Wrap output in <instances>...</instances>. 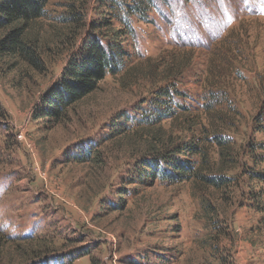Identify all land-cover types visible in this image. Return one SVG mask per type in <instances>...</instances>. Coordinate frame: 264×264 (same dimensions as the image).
I'll list each match as a JSON object with an SVG mask.
<instances>
[{
    "label": "rangeland",
    "instance_id": "rangeland-1",
    "mask_svg": "<svg viewBox=\"0 0 264 264\" xmlns=\"http://www.w3.org/2000/svg\"><path fill=\"white\" fill-rule=\"evenodd\" d=\"M115 1L50 0L29 31L45 67L0 58V264H264V210L248 193L261 185L244 167L247 149L264 156V0H159L131 29ZM89 33L132 63L55 121L35 117ZM171 83L177 115L116 135ZM193 141L210 155L181 154L197 161L190 179L129 180L146 154Z\"/></svg>",
    "mask_w": 264,
    "mask_h": 264
},
{
    "label": "trees",
    "instance_id": "trees-1",
    "mask_svg": "<svg viewBox=\"0 0 264 264\" xmlns=\"http://www.w3.org/2000/svg\"><path fill=\"white\" fill-rule=\"evenodd\" d=\"M49 2L50 0H0V58L14 59L10 69L17 68L21 64L38 71L45 67L39 40L31 37L29 31L36 21L45 17ZM158 2L159 0H125L118 3L115 1L116 4L120 3L121 11L128 16L122 20L128 29H131L128 21L130 16L138 15L142 19H148V12L158 9ZM123 29L118 30V33L125 31V28ZM132 60L133 55L124 48L121 41H112L108 36L102 40L96 34L89 33L78 52L70 57L59 80L44 95L42 103L35 108V117L46 119L51 117L50 120L55 121L70 105L95 91L98 83L108 73L113 75L121 73L128 64L132 63ZM181 96L185 95L174 83L157 89L154 100L148 104V109L154 112H146L141 116L132 115L129 117L131 123L122 120L113 127L114 132L119 135L130 129L132 125L154 126L162 121L163 116L169 118L177 115L178 110L185 107L184 104L175 102V99ZM260 125L259 131L264 132V122ZM261 149L264 147L261 146ZM86 153H89V149ZM182 153L188 157L197 156L205 163L209 161L210 152L200 141L175 144L164 151L146 154L139 163L133 164L128 168L129 180L135 183L141 179L142 182L147 183L157 179H174L177 182L190 179L195 174L197 161L183 159ZM245 153L252 161V164L244 163L246 172L249 173L251 181L261 185L258 191L250 188L248 193L250 198L258 200L257 206L263 211L264 170L257 169L263 164L264 156L257 154L254 149H247ZM200 177L209 185H220L229 180L213 175ZM51 258L53 256L47 255L44 260L50 261ZM40 261L41 258H38L36 262ZM61 264H74V260L68 259Z\"/></svg>",
    "mask_w": 264,
    "mask_h": 264
}]
</instances>
